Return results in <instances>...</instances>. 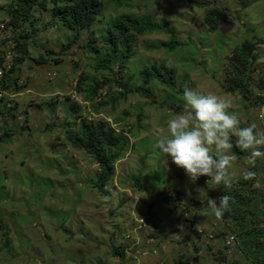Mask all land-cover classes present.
Listing matches in <instances>:
<instances>
[{
  "label": "rangeland",
  "instance_id": "rangeland-1",
  "mask_svg": "<svg viewBox=\"0 0 264 264\" xmlns=\"http://www.w3.org/2000/svg\"><path fill=\"white\" fill-rule=\"evenodd\" d=\"M209 1L204 4V0H100V20L82 32L72 54H63L58 62L50 60L43 66L37 65L33 56L26 57L15 74L16 80L23 79L24 84L12 87L14 92H21L11 98L17 104L12 110L14 116L5 112L2 124L11 137L0 142V264H183V255L189 258L184 261L186 264H237L242 259L244 264H264L263 259L256 263L242 257L238 240L231 251L225 249L226 256L221 254L219 260L212 256L215 251L205 248L206 245L216 249L229 235L237 237L233 222L225 215L216 219L207 206L208 198H219L227 189L207 184V176L191 182L182 168L154 148L162 129L166 134L167 121L183 110L185 87L229 98L230 111L239 116L242 127L255 123L258 130L264 129V119L258 117L261 110L264 112L263 105L253 104V99H246L242 90L227 92L223 70L227 56L247 40L255 44V54L259 55L249 89L264 75V43H258L259 39L264 40V0H250L246 7L239 0ZM209 7L224 12L217 31L206 24ZM122 12L149 14L154 21L168 22L163 31L137 36L138 56L132 70L124 72L126 77L133 72L136 75L129 85L140 84L139 71L147 64L166 60L177 72V86L159 87L152 78L151 97L133 92L115 107L96 110L86 100V94L76 90L83 71L94 73L85 57L89 53L82 46L93 36L103 50L102 42L97 40L98 28L102 24L110 27L112 18ZM5 15L6 6L0 7V18ZM49 18L51 21L49 11L40 12L37 26L46 24ZM54 24L58 29L64 28L59 19ZM56 33L51 28L36 33L31 27L26 32L32 47L30 53L38 54L34 41L39 38L40 44L59 52L66 37ZM172 37L183 45L169 54L157 46ZM29 72L33 79L27 76ZM49 72H56L52 83L44 79ZM105 75L111 77L109 73ZM96 77L102 80L103 74L96 73ZM64 80L66 83L57 84ZM35 87L42 90L38 92ZM69 87V100L83 107L82 117L106 120L126 137L116 173L103 190L93 187L98 172L95 159L84 149L74 148L65 138L66 131L73 126L68 121H75L69 115L70 103H66ZM28 89L31 91L27 92ZM121 89L116 84L107 86L102 98L109 99ZM43 93H51L52 99L58 97L54 93H59L57 105L51 100L40 102L37 107L31 103L43 101ZM63 103L67 104L69 114ZM234 156L230 171L235 182H240L245 172H253L255 165L248 163V154ZM256 164L259 169V159ZM263 176L261 169L258 177ZM137 178H141L139 184ZM177 190L185 194L167 203L164 197ZM198 199L199 213L193 209ZM182 203H190L187 212L182 211ZM115 247L125 248L124 258L114 253Z\"/></svg>",
  "mask_w": 264,
  "mask_h": 264
},
{
  "label": "trees",
  "instance_id": "trees-1",
  "mask_svg": "<svg viewBox=\"0 0 264 264\" xmlns=\"http://www.w3.org/2000/svg\"><path fill=\"white\" fill-rule=\"evenodd\" d=\"M208 3H210L209 0H204V4ZM239 3L242 7H246L250 0H239ZM38 9L40 11L48 10L52 15L51 21L59 19L67 32H70L66 34L65 42L59 52L44 51L46 55H50L46 60L48 58L59 60L63 54L71 53L72 47L77 45L79 37H81L82 30L89 28L99 19L102 4L100 0H8L5 15L7 16L5 18L6 26L14 33L15 38L19 39L16 50L23 56H29L30 40L26 37V32L30 27L36 29L34 22L37 20L36 11ZM113 18L110 27L99 29V39L97 40L102 42L103 50L100 51L98 42L93 36L82 46V50L89 53L85 57L94 72L83 71L78 80L77 88L86 94V100L91 101L96 110H101L104 106L113 105L115 107L119 101L127 100L133 92L151 97L150 80L152 78H155L154 81L158 82L159 87L166 85L176 88L177 72L166 60L160 64H147L141 69L139 71L140 84L137 83L139 85L135 87L129 85L131 80L136 77L135 73L133 72L130 77H126L124 73L126 69L130 70L131 68L132 70L133 60L138 56L135 49L137 36L163 31L168 22L154 21L148 14L135 16L129 12L119 13ZM223 18L224 12L221 13L220 9L209 7L205 21L210 30H217L220 28ZM27 26L30 27L26 29ZM41 29L43 28L38 27L36 33ZM260 42L264 43V40L259 39L258 43ZM36 44L40 45L37 42ZM182 45L183 43L175 37L157 44L159 48H164L168 54ZM258 56L255 54V44L245 40L227 56L226 69H223L226 91L232 94L242 90L245 98H252L253 100L250 101L256 106L262 102L258 101L260 96L257 93L264 91V75L254 84L252 83L251 89L249 88L256 70L254 64L259 60ZM39 59L42 60L45 57L40 55ZM115 70L120 74L116 75ZM96 73L103 74V79L99 80ZM108 73L111 77L105 75ZM115 84L122 89L114 96L104 100L102 98L104 88ZM179 88L181 89V87ZM139 114L142 116V112ZM65 137L74 148L84 149L95 159L98 164V172L93 187L103 190L115 174V163L122 157L126 137L121 132H117L106 120L88 117H82L80 124L67 130ZM232 153L238 157L248 154L235 147L232 149ZM256 165L255 163L253 176L235 182L232 188L222 192V195H229L232 198L231 207L225 215L233 222L232 230L237 234L236 240H238L242 257L245 256L259 263L262 259L264 261V186L258 187L257 185ZM137 181L139 184L140 178H137ZM183 194H185L184 191L177 190L168 198L164 197V200L167 203H172L178 199L179 195ZM199 206H201V201L198 199L195 206L198 212ZM114 253L124 258L125 248L115 247ZM221 254L226 256L225 250L220 247L216 255ZM188 259L183 255L182 263L186 264L184 261L188 262ZM242 261L236 263L244 264Z\"/></svg>",
  "mask_w": 264,
  "mask_h": 264
},
{
  "label": "clouds",
  "instance_id": "clouds-1",
  "mask_svg": "<svg viewBox=\"0 0 264 264\" xmlns=\"http://www.w3.org/2000/svg\"><path fill=\"white\" fill-rule=\"evenodd\" d=\"M4 1L5 2L2 3L0 2V7H5L7 5L8 0ZM116 1L122 2L123 0ZM44 11L45 10L40 11L39 9L36 11L37 20L34 22L36 29L32 27L35 32L37 31L38 27L43 28L39 30L38 33L51 28L52 31L57 32L56 34H64V36L66 37V34L70 32H67L64 26V28L61 29L55 27L54 22L50 21L51 18H49L46 24L42 23L41 25L37 26V23L40 20L39 14L40 12ZM102 13L103 10L99 15V19L92 25H96V22L100 20ZM6 17L7 16L0 18V119H2V122L0 121V142L6 141L8 140V137H11V134L5 131V128L2 127L3 120L5 121L4 113L9 112L12 116V110L17 106L16 102H14L11 98L15 99L21 94V92H18L20 89L14 92L12 90V87H19L24 84L23 79L20 81L16 80L15 74L22 67L21 64L25 61L26 57H28L23 56L16 50L19 39H16L15 36H13L12 31L7 29L5 21ZM152 19L154 20L153 17ZM155 21L165 22V20ZM45 27H47V29H45ZM103 27L105 26H103L102 24L101 28ZM89 28L82 30V32L88 30ZM99 29L100 28H98V30ZM82 32L80 34H82ZM41 41V38L34 41L35 46H38L37 55H32L30 53V49L32 48L30 44V58L31 56H33L34 59H36V64L40 66L49 63L50 60H55L58 62L59 60H56L55 58H48V60H46V58L50 55H46L44 51L54 50L48 49V47L43 46L42 44H36V42L41 43ZM40 55H43L45 59L40 60ZM58 65L61 64H57V66ZM27 76L33 79V75H31L30 72ZM35 76L37 75L35 74ZM55 78L56 72H49L48 76L44 79L46 80V82L52 83ZM68 79L72 84V80L70 79L69 74ZM78 80L76 82V90H79L77 88ZM61 83H66V80L57 84ZM8 86L11 87L8 89ZM36 89L38 90V92L42 90L39 88ZM49 90L51 89H48V91ZM66 90L68 92L65 93L67 95L66 103H70V109L72 112L71 114L68 113L69 109L67 107V104H63L66 107V112L75 118V121H68L72 122V127L75 128L78 124H80L82 120V118L80 117H82V114L84 112L81 113L80 110L83 107L81 105H77L76 102H72V100L70 101L69 98L71 96V88L69 87ZM30 91V89L27 90V92ZM59 92H61L62 95L64 94L61 90ZM258 93L260 96V100L258 99V101H262L261 104L264 107V91ZM43 94V101L34 100L31 101V103L37 107L38 103H47L46 100H51L57 105L58 101H56V98L60 97L59 93H54V97L58 95V97L54 99H52L51 93L47 96L46 93ZM183 101V110L167 121L166 134L162 129L160 136L155 141L154 148L157 149L159 154L166 158V160L170 158L173 164H175L179 168H182L185 172V175L191 182L194 183L201 176H207L209 177L207 184L211 183L215 186L214 188L222 186L223 189L230 190L233 186V183L235 182V178L230 171L231 163L235 160V156L232 154V149L234 147L248 153L247 159L248 163L251 165H255V163L259 159L261 165L259 169H257V173L260 172L261 169L263 170L264 129L263 131L258 130L255 123H251L247 126L242 127L239 116L234 111H230V109L232 108V101L229 98L220 97L214 93H202L196 89L185 87L183 90ZM73 103H75V105ZM14 104H16V106ZM55 109H57V107H55ZM260 113L264 114V112L261 110L258 113V117ZM261 119H264V117ZM26 120L27 123H29L27 118L24 119V121ZM120 159H118L117 161H119ZM256 166H258V164ZM253 175L254 173L252 171H247L244 174V178L247 179ZM107 185L104 188H106ZM257 185L258 187L264 186V179L257 176ZM231 199V196L225 194L216 199L208 198L207 206L211 210L212 215L219 220L222 219L225 213L230 209ZM183 205L185 206V208L182 211L187 212L190 203H182L181 206ZM193 209L197 213H199L195 206H193ZM188 218L189 217H187V220H189ZM236 243V236L229 235L228 239L225 242L222 241V245H219L216 249L213 247V245H206L205 248L213 249L215 252H211L212 256H214L215 259L219 260L220 255H216V251L219 252L220 247L223 250L228 249V251H231L232 245H235Z\"/></svg>",
  "mask_w": 264,
  "mask_h": 264
},
{
  "label": "built area",
  "instance_id": "built-area-1",
  "mask_svg": "<svg viewBox=\"0 0 264 264\" xmlns=\"http://www.w3.org/2000/svg\"><path fill=\"white\" fill-rule=\"evenodd\" d=\"M259 117L260 118H263L264 117V114L263 113H260ZM262 171L264 173V159H263V170ZM263 179H264V176H263Z\"/></svg>",
  "mask_w": 264,
  "mask_h": 264
}]
</instances>
